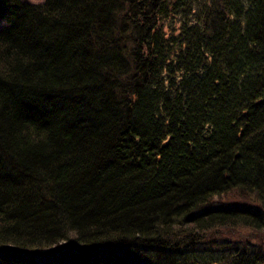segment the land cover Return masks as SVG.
<instances>
[{
  "label": "trees",
  "instance_id": "obj_1",
  "mask_svg": "<svg viewBox=\"0 0 264 264\" xmlns=\"http://www.w3.org/2000/svg\"><path fill=\"white\" fill-rule=\"evenodd\" d=\"M0 20V264H264V0Z\"/></svg>",
  "mask_w": 264,
  "mask_h": 264
},
{
  "label": "rangeland",
  "instance_id": "obj_2",
  "mask_svg": "<svg viewBox=\"0 0 264 264\" xmlns=\"http://www.w3.org/2000/svg\"><path fill=\"white\" fill-rule=\"evenodd\" d=\"M41 1V0H33ZM1 25V20H0ZM227 198V196H224ZM232 199V196H228ZM218 236L221 238L238 239L242 241H256L264 244V230H256L244 225L237 226H219L211 231V236Z\"/></svg>",
  "mask_w": 264,
  "mask_h": 264
}]
</instances>
